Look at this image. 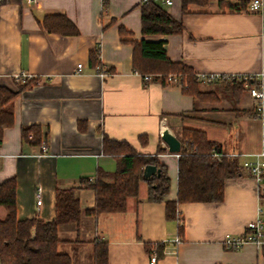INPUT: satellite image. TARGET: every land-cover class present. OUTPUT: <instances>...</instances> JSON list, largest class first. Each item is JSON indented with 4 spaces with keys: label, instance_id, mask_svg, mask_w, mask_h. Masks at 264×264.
I'll use <instances>...</instances> for the list:
<instances>
[{
    "label": "crops",
    "instance_id": "obj_1",
    "mask_svg": "<svg viewBox=\"0 0 264 264\" xmlns=\"http://www.w3.org/2000/svg\"><path fill=\"white\" fill-rule=\"evenodd\" d=\"M154 1L183 24L181 33L143 36L142 0H0V84L16 90L25 85L18 76L34 77L10 103L14 124L3 132L0 184L15 178L18 217L43 222L55 219L58 189L77 190L81 220L59 228L57 247L72 264H95L98 241L107 243L108 264H149L150 256L158 255L156 245L163 246L157 264H264V246L228 250L223 245L226 234L246 231L264 200V184L258 188L245 172L226 183L221 203L182 204L175 220H167L165 202L149 200L144 180L124 212L85 214L95 207L96 198L82 180L93 181L99 170H117L116 157L103 152L105 137L125 141L140 154H157L168 169L169 201L177 199L179 154L163 145L161 127L181 142L184 129L204 131L224 154L260 148V128L247 93L237 101L220 84L199 83L201 92L220 98L203 102L185 94L179 83L164 85L155 78L145 82L133 69V43L164 41L168 57L195 74L260 72L264 8L233 11L210 0L183 9V0ZM49 16L66 17L78 34L49 32L44 26ZM92 53L112 76L103 79L95 73ZM31 126L41 128L38 146L23 140L22 130ZM159 148L164 151L159 153ZM6 213L0 207V219ZM147 243L155 246L152 253Z\"/></svg>",
    "mask_w": 264,
    "mask_h": 264
},
{
    "label": "trees",
    "instance_id": "obj_2",
    "mask_svg": "<svg viewBox=\"0 0 264 264\" xmlns=\"http://www.w3.org/2000/svg\"><path fill=\"white\" fill-rule=\"evenodd\" d=\"M210 0H183V9L191 3L204 4ZM227 9L233 6L220 2ZM141 26L143 36L173 35L183 31V24L173 20L168 12L154 0L143 3L141 9ZM49 32L77 35L78 29L64 16H49L44 21ZM121 34L127 33L121 29ZM133 69L142 76L150 75L153 79L167 84L170 75L181 77L185 94L197 100L217 102L219 96L214 92H201L196 74L185 64L173 62L167 55L165 42L143 40L134 42ZM91 66L100 64L97 55L91 54ZM30 85L13 90L0 84V145L4 129L14 124V114L10 103ZM230 90L239 101L245 89L237 83L220 84ZM185 117V115H183ZM33 134L31 140L29 134ZM23 140L32 146L42 143L41 128L31 126L22 130ZM141 140L146 142L145 138ZM182 149L178 159V192L175 201L167 200L171 181L168 169L161 164L157 154L144 155L136 152L129 143L104 139L103 152L115 156L117 170L108 173L99 170L95 179L82 180L85 186L95 192L96 204L86 210L88 216L124 212L127 201L136 197L143 181V170L147 165H154L161 170L159 178L147 181L149 200L154 203L165 202L167 220H175L180 205L189 203L218 204L224 200L225 185L244 172L236 159L227 157L221 146L208 139L206 132L193 129L182 131ZM164 150L159 148L158 152ZM214 152L223 154L217 158ZM77 190L58 189L56 192V216L52 222L37 219H20L17 204V180L11 178L0 184V207L6 210L4 219H0V263L1 264H72L71 258L58 252L60 243L59 228L80 222L83 211L77 197ZM264 199V198H263ZM182 228V227H181ZM155 246L146 244V250L152 253ZM158 256L163 255V246L156 245ZM95 264H108V246L106 242L95 244Z\"/></svg>",
    "mask_w": 264,
    "mask_h": 264
},
{
    "label": "built area",
    "instance_id": "obj_3",
    "mask_svg": "<svg viewBox=\"0 0 264 264\" xmlns=\"http://www.w3.org/2000/svg\"><path fill=\"white\" fill-rule=\"evenodd\" d=\"M30 3L33 0H28ZM143 3L149 0H142ZM219 3L224 2L233 6L228 8V10L233 11H249V12H260L264 8V0H216ZM167 4H172L171 0L165 1ZM82 71V64H78V72ZM95 73L101 78H108L112 76V72L105 69L102 64H98L94 67ZM137 75L141 76L145 82L153 80V76L146 75L142 76L138 73ZM34 79L30 74H24L17 77V80L23 84H26L28 81ZM196 79L199 83L203 84H223V83H237L243 86L245 92L250 98L251 101V111L255 121H257L260 128V138L259 145L260 148L257 152L254 153H245V154H225L231 159L235 157L243 158L240 166L243 171L252 178L256 186L261 188L264 184V70L256 73H202L196 74ZM167 83H179L181 84V77L177 75H170L167 78ZM162 126V124H161ZM160 130L162 136L164 130ZM163 145H167L162 141ZM45 152L46 148L43 147ZM215 157L221 158L223 154L214 152ZM44 156V155H42ZM0 155V160H1ZM37 195V206L40 209L42 205V189L39 187L36 190ZM182 227L184 223L179 222ZM180 239L176 240V243H179ZM248 244H254L258 247L264 246V200L261 201L256 209V217L247 225V229L244 233L239 235L226 234L223 240V245L228 250H239ZM159 257L156 253H153L150 256L149 264H157Z\"/></svg>",
    "mask_w": 264,
    "mask_h": 264
},
{
    "label": "water",
    "instance_id": "obj_4",
    "mask_svg": "<svg viewBox=\"0 0 264 264\" xmlns=\"http://www.w3.org/2000/svg\"><path fill=\"white\" fill-rule=\"evenodd\" d=\"M162 141L167 145L170 153L180 154L182 142L168 128L162 134ZM160 176L161 170L154 165H147L143 170V180L146 182Z\"/></svg>",
    "mask_w": 264,
    "mask_h": 264
},
{
    "label": "rangeland",
    "instance_id": "obj_5",
    "mask_svg": "<svg viewBox=\"0 0 264 264\" xmlns=\"http://www.w3.org/2000/svg\"><path fill=\"white\" fill-rule=\"evenodd\" d=\"M244 95H246V92H244L243 96H244ZM243 96H242V97H243ZM246 97H247V96H246ZM247 98H248V97H247ZM248 100H250V99L248 98ZM235 154H236V153H235ZM244 154H245V153H244ZM235 159L238 160V161H239V159H241V161H243V158H240V157H235ZM241 163H242V162H241ZM241 163H240V164H241Z\"/></svg>",
    "mask_w": 264,
    "mask_h": 264
}]
</instances>
